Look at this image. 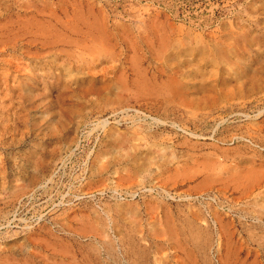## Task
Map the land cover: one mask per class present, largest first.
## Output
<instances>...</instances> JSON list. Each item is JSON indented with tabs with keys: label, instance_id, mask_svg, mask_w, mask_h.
<instances>
[{
	"label": "rangeland",
	"instance_id": "1",
	"mask_svg": "<svg viewBox=\"0 0 264 264\" xmlns=\"http://www.w3.org/2000/svg\"><path fill=\"white\" fill-rule=\"evenodd\" d=\"M0 264H264V0H0Z\"/></svg>",
	"mask_w": 264,
	"mask_h": 264
}]
</instances>
